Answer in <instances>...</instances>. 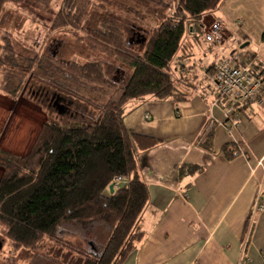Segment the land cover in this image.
<instances>
[{
    "label": "trees",
    "instance_id": "trees-1",
    "mask_svg": "<svg viewBox=\"0 0 264 264\" xmlns=\"http://www.w3.org/2000/svg\"><path fill=\"white\" fill-rule=\"evenodd\" d=\"M23 1L0 0V13L5 4ZM221 1L176 0V4L167 5L172 13L138 37L140 50L129 46L123 31L114 24L80 27L92 38L93 46L115 56L130 70L123 84L109 81L98 62L77 65L53 58L45 63L44 56L24 57L9 40L4 41L0 90L5 95H18L26 73L32 72L54 90L56 100L70 97L80 104L93 103L97 112L95 118L93 114L86 118V109L80 110L84 121L71 125L42 123L23 157L0 150V238L12 250L37 249L44 240L60 244L59 232L66 225L92 227L102 223L107 229L102 249L91 253L71 248L69 251L78 259L75 264L82 260L86 264H122L135 251L143 237L135 230L136 223L149 198L146 185L137 176V151L148 150L157 141L127 131L123 117L130 103L147 97L172 102L185 99L172 77L173 61L185 34L190 29L202 33L203 17L214 12ZM83 8L76 14L59 13L51 22L76 24ZM260 40L264 43V31ZM180 59L175 63L177 70ZM95 91L101 95L98 99L105 100L103 104L85 97ZM76 110L68 111L72 120L78 119ZM212 139L209 130L201 141L206 151H211ZM222 153L231 159L240 150L236 144H227ZM115 177H124L128 182L110 194L108 188Z\"/></svg>",
    "mask_w": 264,
    "mask_h": 264
},
{
    "label": "crops",
    "instance_id": "crops-1",
    "mask_svg": "<svg viewBox=\"0 0 264 264\" xmlns=\"http://www.w3.org/2000/svg\"><path fill=\"white\" fill-rule=\"evenodd\" d=\"M208 16L236 45L228 40L221 52L190 29L172 64L185 99L147 97L130 103L123 117L127 131L157 144L137 151V176L149 198L136 223L142 240L122 264H264V211L251 219L261 191L264 201V104L236 109L231 125L212 72L220 53L236 49L264 83V0H222ZM209 130L206 151L201 141ZM227 144L240 154L226 159Z\"/></svg>",
    "mask_w": 264,
    "mask_h": 264
},
{
    "label": "rangeland",
    "instance_id": "rangeland-1",
    "mask_svg": "<svg viewBox=\"0 0 264 264\" xmlns=\"http://www.w3.org/2000/svg\"><path fill=\"white\" fill-rule=\"evenodd\" d=\"M72 1L42 0L37 3V0H24L22 3L5 4L0 13V56L5 47L4 41L9 40L14 50L22 56H44L45 63L53 58L77 65L98 62L109 81L123 84L129 77L130 70L115 56L103 53L97 45L93 46L92 38L80 27L94 28L97 21L106 18L123 31L129 46L140 50L141 44L135 35L158 26L161 18L172 13L167 10V5L176 4V0H83L85 13L76 24L61 21L53 25L52 18L59 13H69ZM211 23L212 19L208 15L203 17V25L209 26ZM53 26L56 27L52 28ZM26 74V80L18 95L7 96L0 90V150L21 157L29 152L42 123L71 125L73 122L84 121L80 119L83 114L80 110L86 109L83 114L86 118L93 115L95 118L97 113L94 107L96 104L86 101L80 104L78 100L70 97L62 99L69 107L57 102V106L65 109L59 112L52 105L53 94H56L54 90L33 76L32 72ZM1 82L0 73V86ZM97 93L98 91L86 93L85 97L90 98V102L94 100L103 104L105 100L98 99L101 95ZM75 107L79 111L78 119L72 120L69 113ZM135 230H138L137 226ZM106 234L107 229L102 223L92 227L66 225L59 232L62 240L60 244L55 245L44 240L37 249L28 251L12 250L9 243L0 238V264H68L69 261L74 262L73 259H77L75 253L69 251L71 248L82 252L90 251L88 242H93L97 249H102ZM79 263L86 264L83 260Z\"/></svg>",
    "mask_w": 264,
    "mask_h": 264
},
{
    "label": "built area",
    "instance_id": "built-area-1",
    "mask_svg": "<svg viewBox=\"0 0 264 264\" xmlns=\"http://www.w3.org/2000/svg\"><path fill=\"white\" fill-rule=\"evenodd\" d=\"M203 41L211 47H221L226 52L225 44L229 40L231 45L236 41L229 39L224 27L219 22H212L209 26L203 25ZM213 83L217 94L227 104L224 115L231 125L238 122L236 109L252 105L264 104V83L261 76L253 72L249 65L240 58L238 51L233 49L227 54L220 53L212 64ZM261 164L260 162L258 163ZM128 180L124 177H115L111 185L119 188L126 185ZM264 211L262 191L258 193L251 212L252 221Z\"/></svg>",
    "mask_w": 264,
    "mask_h": 264
},
{
    "label": "flooded vegetation",
    "instance_id": "flooded-vegetation-1",
    "mask_svg": "<svg viewBox=\"0 0 264 264\" xmlns=\"http://www.w3.org/2000/svg\"><path fill=\"white\" fill-rule=\"evenodd\" d=\"M83 0H73L72 1V9H70V11L69 12H73V14H76V11H78L81 7H84L83 5ZM82 13H81V15L83 14V13H85L84 12V10H82L81 11ZM97 20H99V19H97ZM88 22H85V24H87ZM97 26L96 27H98V26H100L101 24H109V25H111V24H113V22L112 21H110V20H107L106 18H105V20H100V21H97ZM116 27H118L117 25H115ZM119 28V27H118ZM134 35V34H133ZM137 38L139 37V36H142V34L141 33H139V34H136L135 35ZM60 45V44H59ZM58 45V46H59ZM48 95V94H47ZM46 95V96H47ZM53 100V106L54 107H56L58 110H59V112H63L65 109H63L62 107H59V106H57V102H61V103H63V104H66V106L67 107H69L70 105L66 102V101H64V100H61V99H57V100H55V97H54V95H53V98H52ZM49 100V99H48ZM56 101V102H55ZM50 102V101H49ZM68 109V108H67ZM88 246L90 247L89 249H90V251H91V253L93 252V253H95V252H98V249L96 248V246H95V244L93 243V242H88ZM99 250H101V249H99ZM73 260H75L74 262H68V264H75L76 262H77V259H73Z\"/></svg>",
    "mask_w": 264,
    "mask_h": 264
},
{
    "label": "water",
    "instance_id": "water-1",
    "mask_svg": "<svg viewBox=\"0 0 264 264\" xmlns=\"http://www.w3.org/2000/svg\"><path fill=\"white\" fill-rule=\"evenodd\" d=\"M108 190H109V193L112 194L113 193V185H110ZM0 248H1V245H0Z\"/></svg>",
    "mask_w": 264,
    "mask_h": 264
}]
</instances>
